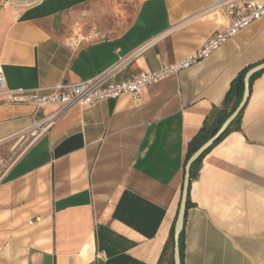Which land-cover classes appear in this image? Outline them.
<instances>
[{
  "label": "crops",
  "instance_id": "1",
  "mask_svg": "<svg viewBox=\"0 0 264 264\" xmlns=\"http://www.w3.org/2000/svg\"><path fill=\"white\" fill-rule=\"evenodd\" d=\"M214 1L1 0L6 86L157 71L226 28ZM261 62L264 16L139 98L68 109L30 146L19 132L55 107L0 103V264H172L190 144L232 80ZM190 201L182 264H264V71L239 128L202 159Z\"/></svg>",
  "mask_w": 264,
  "mask_h": 264
},
{
  "label": "built area",
  "instance_id": "2",
  "mask_svg": "<svg viewBox=\"0 0 264 264\" xmlns=\"http://www.w3.org/2000/svg\"><path fill=\"white\" fill-rule=\"evenodd\" d=\"M211 7L219 8L229 16V24L223 31L211 36L189 57L165 65L154 72H141L130 76L121 82L109 81V72H106L96 78L75 83L64 81L50 87L9 89L0 65V103L27 104L33 106L36 111L55 107V112L51 116L34 119L30 126L19 132V137L26 140V146H30L49 130L60 115L77 105L95 104L109 98H117L123 93H130L135 98H139L145 86L186 69L209 56L240 30L264 16V0H215Z\"/></svg>",
  "mask_w": 264,
  "mask_h": 264
},
{
  "label": "trees",
  "instance_id": "3",
  "mask_svg": "<svg viewBox=\"0 0 264 264\" xmlns=\"http://www.w3.org/2000/svg\"><path fill=\"white\" fill-rule=\"evenodd\" d=\"M252 66H249L245 69H243L239 74L232 80L230 89L228 90L224 102L222 104L221 108H214L211 113L206 117L205 122L198 133V135L193 139V141L190 144V150L188 152V158L189 160L190 156L209 138H211L217 130L220 128V126L223 124V122L233 113V111L237 108L239 105L243 92H244V75L247 72L249 68ZM264 71V70H263ZM259 72L255 74L251 80H250V92L252 90V84L254 80L263 72ZM246 105L241 110L239 115L235 118V120L229 125V127L226 129V131L219 137V139L210 147L208 148L198 159L194 162L191 169V182L192 180L197 176V173L200 169L202 159L204 156L216 145L218 144L228 133L233 131L236 128H239L240 121L242 114L244 112ZM187 163V162H186ZM190 182V185H191ZM190 186H189V192H188V201H187V207L190 205ZM177 218V217H176ZM175 222L173 223L172 230L170 237L166 243L165 246V252H169V256L171 258L172 264H174V228H175ZM183 243H184V228L180 233V249H181V256H182V249H183Z\"/></svg>",
  "mask_w": 264,
  "mask_h": 264
},
{
  "label": "water",
  "instance_id": "4",
  "mask_svg": "<svg viewBox=\"0 0 264 264\" xmlns=\"http://www.w3.org/2000/svg\"><path fill=\"white\" fill-rule=\"evenodd\" d=\"M264 70V62L256 64L249 68L244 75V92L242 99L237 106V108L233 111V113L223 122L217 132L209 138L204 144H202L189 158L185 165V174H184V182H183V189H182V196L179 211L177 214L175 228H174V264H182L181 260V249H180V233L184 228L185 224V217L187 211V201H188V192L189 186L191 182V169L192 165L195 161L208 149L210 148L218 139L219 137L226 131L229 125L235 120V118L239 115L241 110L246 105L249 96H250V80L251 78Z\"/></svg>",
  "mask_w": 264,
  "mask_h": 264
},
{
  "label": "rangeland",
  "instance_id": "5",
  "mask_svg": "<svg viewBox=\"0 0 264 264\" xmlns=\"http://www.w3.org/2000/svg\"><path fill=\"white\" fill-rule=\"evenodd\" d=\"M0 4H1V0H0ZM78 39H80V37H79V36H78ZM78 39H77V40H78Z\"/></svg>",
  "mask_w": 264,
  "mask_h": 264
},
{
  "label": "bare ground",
  "instance_id": "6",
  "mask_svg": "<svg viewBox=\"0 0 264 264\" xmlns=\"http://www.w3.org/2000/svg\"><path fill=\"white\" fill-rule=\"evenodd\" d=\"M24 1H30V0H24Z\"/></svg>",
  "mask_w": 264,
  "mask_h": 264
}]
</instances>
